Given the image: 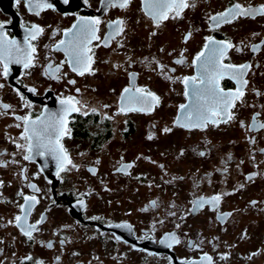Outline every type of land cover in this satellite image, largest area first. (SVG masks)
I'll use <instances>...</instances> for the list:
<instances>
[{
    "label": "flooded vegetation",
    "instance_id": "af4514ba",
    "mask_svg": "<svg viewBox=\"0 0 264 264\" xmlns=\"http://www.w3.org/2000/svg\"><path fill=\"white\" fill-rule=\"evenodd\" d=\"M48 2L53 8L36 15L27 0H0V32L9 39L23 46L32 24L44 29L32 41L33 67L11 63L5 76L0 65V105L10 106L0 107V264H207L201 262L205 254L212 264H234L248 253L239 249L242 240L264 220V129L250 130L253 117L264 123V16L240 17L216 29L209 16L237 2L259 7L264 0H190L195 7L159 28L145 16L141 0H131L126 9H102L100 0ZM77 16L100 17L101 38L109 31L108 22L125 21V32L107 47L93 41L94 74L76 75L63 51L54 50L67 39L63 32ZM206 36L234 45L225 63L249 64L248 83L231 109L232 120L189 130L174 125L179 105L189 102L177 78L197 74L192 60ZM257 44L260 49L253 51ZM182 52L185 62L176 64ZM62 61L58 79L45 75L49 64ZM129 73H136L134 81ZM132 83L160 97L151 113H118L120 93ZM221 86L236 88L227 78ZM69 95L84 105L69 116L70 132L61 140L76 167L69 165L57 176L51 156L23 159L26 153L16 147L25 143L19 139L23 122L15 117L58 112L59 100ZM165 127L171 131L164 132ZM121 164L133 167L118 172ZM24 195L38 201L28 223L45 218L32 239L15 226ZM213 195L221 196L218 205L193 207L198 197ZM123 224L130 228L115 227ZM168 234L180 242L161 244Z\"/></svg>",
    "mask_w": 264,
    "mask_h": 264
},
{
    "label": "snow or ice",
    "instance_id": "6c2138e0",
    "mask_svg": "<svg viewBox=\"0 0 264 264\" xmlns=\"http://www.w3.org/2000/svg\"><path fill=\"white\" fill-rule=\"evenodd\" d=\"M63 2L68 4L69 0H63ZM141 2L145 16L150 18L153 26L156 28H159L164 21L181 18V14L185 9L195 7L194 4L190 3V0H141ZM17 3H19V0H17ZM85 3H87V0H85ZM100 3L102 9L117 7L126 9L131 0H100ZM27 4L29 10L35 11L36 15H39L45 9L53 8V5L48 0H27ZM257 15L264 16V4L255 7L243 6L237 2L224 11L209 16V20L212 22L210 27L216 29L222 24L232 23L237 18H255ZM101 23L100 17L77 16L76 22L63 32V35L67 39H61L54 45V50L63 51L68 67L78 76H83L86 73L94 74L92 67L95 62L93 58V41H100V44L95 45L96 47L101 45L107 47L110 41L125 32V21L117 18L108 22L109 31L101 38L98 35ZM0 28H3L2 24H0ZM26 31L27 35L23 46L19 45L16 40L9 39L3 32H0V65L3 66V75L5 76L8 75V66L11 63L22 64L25 69L34 66L36 47L32 44V41L42 35L44 29L39 25L32 24ZM53 35H55V32ZM151 35L154 36L156 33L152 32ZM190 36L191 33L184 37L185 42H187ZM204 40L202 50L192 60V65L197 69V74L177 78L184 85V96L189 102L179 105L174 125L189 130L193 128L203 129L210 123L219 125L220 123H227L232 120L233 113L231 109L244 96V88L248 83L245 75L250 68L249 64L234 65L225 63V60L228 58V51L234 47L230 41H218L213 36H206ZM259 49V44L252 46L253 51H258ZM240 50L239 47L236 48V51ZM65 61H62L60 65H56L55 67L49 64L45 69V75L52 79H58L57 73H60ZM174 62L176 64H183L185 62L183 52L181 53V58ZM158 67L161 72H164L163 65L158 64ZM169 71H174V69H169ZM128 75L130 80L134 81L136 73H129ZM165 78L171 79L167 75ZM226 78L235 82V90H226L221 86V81ZM68 83L74 85L76 81L68 80ZM29 91L35 92L36 90L35 88H30ZM76 91L79 93V89H76ZM21 99L23 100L24 97L21 96ZM59 103L61 107L58 112L49 113L45 110L35 118L31 114L15 117L16 120L23 122V132L19 139L25 143L16 144L18 149H22L26 153L23 159L28 161L33 160L35 157L51 156L56 161L57 176H59L60 172L67 170V166L69 165L76 167L72 164L61 140L70 132L68 128L69 116L72 113L80 112L82 107H84L80 100L71 95L61 98ZM159 104L160 97L156 93L146 87H137L132 83L130 87H125L120 93L118 113H151ZM25 106L30 107L27 102H25ZM0 107L8 109L10 106L3 104ZM92 111L95 112L96 110L92 109ZM84 114L87 115L86 112ZM253 121L254 123L250 125V130L264 129V123H255V117H253ZM241 123L243 125V122ZM16 126L20 127L19 124ZM163 131L169 132L171 129L165 127ZM152 138L151 135L148 136V139ZM200 155H204V153L201 152ZM131 167H133L132 164H121L117 171L127 172ZM90 171L95 173V169H90ZM251 178V176L248 177V179ZM28 187L37 192L39 191L35 184H29ZM18 195H23V193H19ZM23 199L25 203L19 205L21 215H16L14 218L15 226L28 239H32L33 232L38 230L37 225L42 223L45 218L42 215L35 223L29 224L28 217L38 201L35 195H24ZM220 201V195H213L209 198L201 196L193 202V207H203L205 204L216 206ZM79 204L83 207V200L79 201ZM152 204L155 206L156 202L153 201ZM228 215L230 213L224 214L225 217ZM92 219H97V217H93ZM115 227L130 228V225H115ZM179 242V239L174 234H168L164 239L160 240L161 244H167L168 247ZM47 246L51 248L52 244L49 243ZM26 259L30 260L31 257H27ZM201 262L212 264V258L205 254L201 257ZM36 264H42V262L37 261ZM182 264H196V262L184 261Z\"/></svg>",
    "mask_w": 264,
    "mask_h": 264
},
{
    "label": "rangeland",
    "instance_id": "374dc122",
    "mask_svg": "<svg viewBox=\"0 0 264 264\" xmlns=\"http://www.w3.org/2000/svg\"><path fill=\"white\" fill-rule=\"evenodd\" d=\"M252 231V232H251ZM240 258L234 264H264V220L259 219L256 226H252L245 240L239 245Z\"/></svg>",
    "mask_w": 264,
    "mask_h": 264
}]
</instances>
